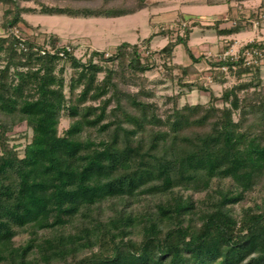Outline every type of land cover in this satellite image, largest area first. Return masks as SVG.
<instances>
[{"label": "trees", "instance_id": "trees-1", "mask_svg": "<svg viewBox=\"0 0 264 264\" xmlns=\"http://www.w3.org/2000/svg\"><path fill=\"white\" fill-rule=\"evenodd\" d=\"M47 1L0 0L13 8L4 13L5 27L27 37L26 51L21 38L0 37V264H264V199L240 215L234 209L264 186L261 67L243 66L242 58L214 64L252 78L225 89L222 107L212 94L208 104L174 106L162 118L123 83L149 71L141 45L123 43L107 59L94 51L83 63L71 46L61 49L63 57L35 51L55 48L57 39L25 35L20 26L35 10L21 2L44 15L118 18L148 0H65L63 7ZM183 22L162 32L169 37L159 52L166 60L183 45L195 61L188 41L197 23ZM261 46L253 41L241 55ZM60 62L74 70L68 96ZM64 112L72 122L60 134ZM7 118L32 128L23 157L9 144ZM21 230L30 239L16 246Z\"/></svg>", "mask_w": 264, "mask_h": 264}, {"label": "rangeland", "instance_id": "rangeland-1", "mask_svg": "<svg viewBox=\"0 0 264 264\" xmlns=\"http://www.w3.org/2000/svg\"><path fill=\"white\" fill-rule=\"evenodd\" d=\"M18 1V0H17ZM68 1V0H67ZM200 2L198 0H193V2ZM225 2H234L237 7L242 6L243 0H222ZM181 2H187L188 4L182 5ZM121 4V1L117 2ZM127 3H132L128 1ZM45 6H68V2L65 0H49L45 2ZM259 3H253V5ZM22 6L31 7L34 10V13H30L28 15H23L27 25L21 24L20 26H25V35L36 36L38 35H46L53 39L56 38L57 45H69L74 49V55L81 60L83 63H87L89 61V56L92 52H100L105 53V58L107 59L111 55L115 54V48L120 44L121 41L128 43H138L139 41H143L144 39L149 38L152 34H154V28L150 24V10H145L136 16L133 17H123L119 19H107V18H70L68 16H51L44 15L40 13V7H38L33 2H21ZM165 7H168L170 10H181L188 13H192V15L198 16V14H203V9L205 6L200 3L192 4L190 0H165ZM13 9L10 3H0V37H8L9 32L13 30H17L18 28L9 29L5 27V24L8 19H10V15L5 18V11L8 9ZM261 9L258 8V11ZM200 12V13H199ZM262 10L259 11V14ZM242 13H246V11L242 10ZM247 14L246 16H248ZM207 18V17H203ZM247 19V18H245ZM260 19L262 16L258 15V18H254V22L252 24L253 30H257L260 27ZM190 19H186L184 21L188 22ZM175 26V25H174ZM173 26L164 25L159 30L160 33L166 32L170 30ZM34 29L30 31L29 29ZM158 28V27H157ZM9 29V30H8ZM9 31V32H7ZM19 31V30H18ZM195 31H199V29H195ZM254 31V32H255ZM261 34V33H260ZM258 35V32H256ZM263 34L260 36L262 37ZM38 37V36H37ZM24 39H27L24 36ZM258 39V38H257ZM37 41L40 46L44 45V38L39 36ZM166 41L162 39L161 36H156L152 41V46H146L143 43H139L142 47V51L144 53L148 52L149 55H143V61L150 67L149 71H146L143 74H131L127 75V78L123 82L125 87L130 90L132 93L140 92V97L152 104L155 108L157 115L160 117H164L166 113L172 111L174 106L181 108L185 105H197V104H208L211 100L210 96L213 94L216 97L215 104L219 107H222L223 103L220 98L222 97L225 89L232 88L242 83H247L252 78V75H241L238 76V67L233 66V68L229 69V71H223L218 66V70L214 72L213 81L212 77L207 76L210 70H206V65L204 67L199 68L197 72L193 71L194 74L190 76L200 74L202 77L199 79L197 76L195 78H191L188 73L183 74V67L174 68L172 61L164 59L160 55L159 48L164 47ZM263 44V43H261ZM44 47L50 49L51 45H45ZM50 47V48H49ZM54 47V46H53ZM99 49V50H96ZM153 47V49H152ZM264 48V46H261ZM113 48V49H112ZM51 51L54 52L51 48ZM141 51V53H143ZM241 52L236 56L239 57ZM176 62L183 64L186 56L183 50V47L180 46L176 51ZM224 62L225 60H216V62ZM95 62H98L95 60ZM209 62V61H208ZM103 64V63H101ZM210 65V62H209ZM244 66V63L242 62ZM4 66V61L0 59V69ZM103 66L111 67L112 63L103 64ZM63 67L64 73L61 77L64 80V91L66 95H69L70 84L72 81L74 70L71 67L70 62H60L58 68ZM115 67V65H114ZM173 67V68H172ZM212 68V66L210 65ZM262 72H264V66L261 67ZM58 70V69H57ZM13 70H11L12 73ZM58 72V71H57ZM190 72V71H189ZM105 76V72L98 75V80H102ZM264 86V81L261 84ZM203 88V89H202ZM82 87L77 88L76 92H80ZM253 88H251V91ZM245 90L240 92V97L245 94ZM238 116L235 115V119ZM7 123V136L9 137V144L15 147V150L18 152L20 157L24 156V148L30 143L32 138V128L27 124L26 121L14 122L12 119H5ZM71 119L68 117L67 113L64 112L60 119L59 124V133L63 134L70 126ZM264 183V181H263ZM218 185L224 186L223 182L217 183ZM217 186V185H216ZM203 194L196 195V199L203 198ZM264 199V186L259 185L257 188L252 190L251 192L245 193V199L235 205L234 209L236 214L240 215L242 211V207L255 208L256 204H261ZM142 205H134L133 207H138L141 209ZM105 212H109L110 210L104 207ZM72 227H65V231L69 232ZM48 235H50L48 233ZM42 236V235H41ZM136 238V237H135ZM30 239V234L27 231H19L18 235L14 238V243L16 246L25 244Z\"/></svg>", "mask_w": 264, "mask_h": 264}, {"label": "crops", "instance_id": "crops-1", "mask_svg": "<svg viewBox=\"0 0 264 264\" xmlns=\"http://www.w3.org/2000/svg\"><path fill=\"white\" fill-rule=\"evenodd\" d=\"M192 4L194 3H200L205 6V9H203V14L192 15V13H188L181 10H170L168 7H165V0H148L147 7L135 12L131 15L122 16L118 18H107V19H119L123 17H133L137 14L145 11L150 10V24L154 28V34H152L149 38L144 39L143 41H139L138 43H129V44H139L143 43L146 46H152V41L156 36H161L163 40L166 41L165 46L169 42L168 35L164 33H160L161 27L164 25L167 26H174L179 21H184L186 19H190V22H196L197 26L193 27L191 29V33L189 36L188 41V48L195 58V61H192V59L189 57V55L186 53L185 47L183 45H178L173 51V58L172 63L173 65L183 67V69H188V75L194 74L193 71L197 72L199 68L204 67L203 65H206V70H210L207 76L212 77L213 74L218 70V66H215L214 64H217L216 60L220 57L226 55L229 59L235 57L237 54L241 52L244 46L247 44L258 41L260 43L264 44V0H245L242 2V6L237 7V5L234 2H225L222 0H198L200 2H193V0H190ZM259 3L253 5V3ZM188 4L187 2H181L182 5ZM262 12L260 13V16H262V19H260V27L256 31L253 30L252 24L254 22V18L258 17V8H260ZM242 10L246 11V13H242ZM200 13V12H199ZM249 14L248 16H246ZM28 15V14H24ZM207 18H203V17ZM74 18V17H70ZM78 18H85V17H78ZM86 18H93V17H86ZM99 18H105V17H99ZM247 18V19H245ZM25 20V18L23 17ZM23 29H25V26H21ZM158 27V28H157ZM235 27H238L239 29H236ZM199 29V31H195V29ZM232 33H226L225 31L234 30ZM30 31L31 28L29 29ZM255 31V32H254ZM256 32H258V35H256ZM262 37L260 36L261 34ZM258 38V39H257ZM150 41L148 42V40ZM123 43H128L121 41L119 45ZM118 45V46H119ZM114 47L115 49L118 47ZM164 46V47H165ZM182 46L186 59L183 64L176 62V51L179 49V47ZM159 48V49H163ZM94 48V47H93ZM96 49V48H94ZM113 49V48H112ZM153 49V47H152ZM99 50V49H96ZM212 66V68L209 65ZM264 66V65H263ZM198 77L199 79L202 77L200 74H195L193 76H190L191 78ZM260 78L261 81H264V72H262V68L260 71Z\"/></svg>", "mask_w": 264, "mask_h": 264}, {"label": "built area", "instance_id": "built-area-1", "mask_svg": "<svg viewBox=\"0 0 264 264\" xmlns=\"http://www.w3.org/2000/svg\"><path fill=\"white\" fill-rule=\"evenodd\" d=\"M189 23L188 22H183L182 26L185 27L187 26ZM15 35L16 37H19L21 38V34H20V31L17 30H13L11 31V33L9 32V35ZM8 35V36H9ZM25 40L24 37L21 38V43H20V49L26 51L27 48L25 46ZM69 51V50H72L71 47H69V45H56L55 48H52L53 50H55L54 52L51 51V48L48 49L46 47H43V48H35V51H40V53L42 55H46L47 53H50V54H56L58 53L60 56L63 57L64 53L63 51H61V49L65 48ZM142 51V50H141ZM142 55L145 54V56L149 55L148 52L144 53V51H142ZM240 58H242L243 60V63L246 67H262L264 65V48H260V47H253L251 49H247L245 50L242 55H240L239 57L235 56L231 59H229L226 55L220 57V60H231V61H238ZM222 70L225 72V71H229V67L228 66H221Z\"/></svg>", "mask_w": 264, "mask_h": 264}]
</instances>
